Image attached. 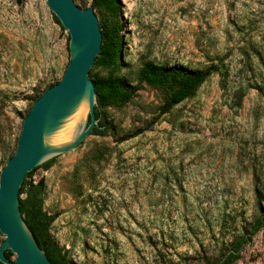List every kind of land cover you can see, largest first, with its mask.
Here are the masks:
<instances>
[{
  "label": "rangeland",
  "instance_id": "1",
  "mask_svg": "<svg viewBox=\"0 0 264 264\" xmlns=\"http://www.w3.org/2000/svg\"><path fill=\"white\" fill-rule=\"evenodd\" d=\"M118 2L115 75L134 93L102 110L111 133L34 172L55 216L49 232L74 264H202L203 252L214 264L258 218L257 202L264 209V0ZM67 37L44 0H0V173L33 102L62 78ZM145 65L218 66L222 76L159 115L164 94L137 81ZM234 264H264V225Z\"/></svg>",
  "mask_w": 264,
  "mask_h": 264
},
{
  "label": "water",
  "instance_id": "2",
  "mask_svg": "<svg viewBox=\"0 0 264 264\" xmlns=\"http://www.w3.org/2000/svg\"><path fill=\"white\" fill-rule=\"evenodd\" d=\"M67 32L69 60L58 83L32 104L24 117L14 155L0 173V244L2 264H52L38 247L19 210V191L28 173L50 160L78 154L98 125L91 70L101 48V19L94 9H80L78 0H44ZM83 109L85 119L71 141L57 144L60 133ZM82 116V117H83ZM75 147V148H74ZM74 148L72 152L68 150ZM10 251L11 259L5 256Z\"/></svg>",
  "mask_w": 264,
  "mask_h": 264
},
{
  "label": "trees",
  "instance_id": "3",
  "mask_svg": "<svg viewBox=\"0 0 264 264\" xmlns=\"http://www.w3.org/2000/svg\"><path fill=\"white\" fill-rule=\"evenodd\" d=\"M118 3V0H92L91 2V7L94 10H98L103 15H111L109 18L102 19L101 48L94 62L95 66L105 68L109 73L106 77L100 78L96 74L92 75L91 70L89 72V78L92 79L96 93L97 104L94 113L98 120V125L94 127L90 135L100 137H105L111 133L109 126L101 119L102 110L109 106L125 104L134 93V89L130 88L129 84L115 75L118 67L117 59L121 52L120 30L116 28ZM52 18L64 30L56 17L52 15ZM68 40L69 37H67V44ZM215 73L222 76L218 66H211L200 71L180 66L145 65L139 69L137 81L138 83H145L164 94V102L159 113V115H163L170 113L174 107L183 101L192 98L201 85ZM55 159L56 157L51 158L26 175L19 191V210L38 247L52 264H74L70 261L67 251L55 243L49 232L55 216L49 215L43 210V181L33 182L30 180L37 169L48 170ZM257 203L260 210L258 218L245 233L230 242L226 252L214 264H234L239 259L243 248L261 230L264 225V209L261 207L260 202ZM218 236L214 242V250L224 246V237H227V233L221 228ZM5 256L8 259L13 257L10 251L5 252ZM208 260V254L203 252V258L199 263L208 264Z\"/></svg>",
  "mask_w": 264,
  "mask_h": 264
},
{
  "label": "bare ground",
  "instance_id": "4",
  "mask_svg": "<svg viewBox=\"0 0 264 264\" xmlns=\"http://www.w3.org/2000/svg\"><path fill=\"white\" fill-rule=\"evenodd\" d=\"M81 111H83V109H82ZM83 114H84V111H83ZM77 115H78V114H77ZM82 116H83V115H82ZM76 117H77V116H76ZM77 118H78V117H77ZM81 118H82V117H81ZM74 119H75V118H74ZM74 119H73L71 122H73V121H74ZM71 122H70V123H71ZM59 140H60V139H59Z\"/></svg>",
  "mask_w": 264,
  "mask_h": 264
}]
</instances>
